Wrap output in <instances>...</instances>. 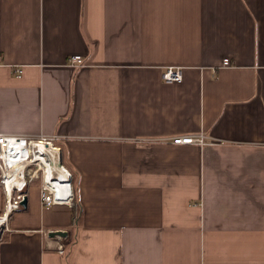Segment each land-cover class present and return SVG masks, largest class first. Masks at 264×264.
<instances>
[{"label": "crops", "instance_id": "obj_1", "mask_svg": "<svg viewBox=\"0 0 264 264\" xmlns=\"http://www.w3.org/2000/svg\"><path fill=\"white\" fill-rule=\"evenodd\" d=\"M0 133L60 135L77 201L34 182L0 264H264V0H0Z\"/></svg>", "mask_w": 264, "mask_h": 264}, {"label": "built area", "instance_id": "obj_2", "mask_svg": "<svg viewBox=\"0 0 264 264\" xmlns=\"http://www.w3.org/2000/svg\"><path fill=\"white\" fill-rule=\"evenodd\" d=\"M69 62L72 65H83L84 58L80 54L73 55L69 58ZM230 58H225L223 61V65L227 66L231 64ZM17 75H21L23 72L22 68H17ZM184 77L183 68L181 66H170L167 67L163 72V78L167 82H179L182 81ZM9 136L15 137L17 139L25 140L26 144L31 149V153L27 158L32 157L33 151L32 148L35 149V143L38 141H43L52 145H55L57 149L60 150V160L62 167L66 170V175L63 176L65 178L57 177L56 175L52 178L46 175V170L38 161L31 165H26L25 170L20 173V178L23 180L21 183L15 182L12 185V189H9L8 186V175H7V167L4 163L2 157L0 156V185L2 186L5 194V206L4 211L0 213L1 216L4 217V222L8 221L9 216L15 212L16 210L23 207V201L28 197L27 190L31 187V185L40 180L41 184V197L42 202L46 207H55L58 205L65 206L71 209L77 207L76 201V191L74 187V175L73 172L66 166L63 158V148L58 143L61 139L60 135H8L4 133H0V139L2 141L3 138H8ZM173 143L178 144H198L205 145L209 141L204 134L195 135V134H183L174 136L172 139ZM26 158V159H27ZM5 164V165H4ZM35 173H32V171ZM60 250L63 252V246H60Z\"/></svg>", "mask_w": 264, "mask_h": 264}, {"label": "bare ground", "instance_id": "obj_3", "mask_svg": "<svg viewBox=\"0 0 264 264\" xmlns=\"http://www.w3.org/2000/svg\"><path fill=\"white\" fill-rule=\"evenodd\" d=\"M32 151V157L27 158L31 153V149L25 140L11 136L3 138L2 141L0 139V156L7 167L6 172L10 190L15 182L21 183L23 181L20 178V173L25 170V166L31 165L35 161H38L45 168L48 177L52 178L56 175L57 177L65 178L63 176L66 175V170L61 164L60 150L55 145L38 141ZM32 173H35V171L33 170ZM4 217H0V226L4 221Z\"/></svg>", "mask_w": 264, "mask_h": 264}, {"label": "water", "instance_id": "obj_4", "mask_svg": "<svg viewBox=\"0 0 264 264\" xmlns=\"http://www.w3.org/2000/svg\"><path fill=\"white\" fill-rule=\"evenodd\" d=\"M28 204V198H26L23 201V205L26 206ZM51 236H55V235H67V231H63V230H58V231H52L50 233Z\"/></svg>", "mask_w": 264, "mask_h": 264}, {"label": "rangeland", "instance_id": "obj_5", "mask_svg": "<svg viewBox=\"0 0 264 264\" xmlns=\"http://www.w3.org/2000/svg\"><path fill=\"white\" fill-rule=\"evenodd\" d=\"M36 183H40V180H38ZM36 183H35V184H36ZM0 186H1V185H0ZM1 187H2V186H1Z\"/></svg>", "mask_w": 264, "mask_h": 264}]
</instances>
